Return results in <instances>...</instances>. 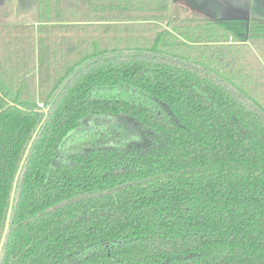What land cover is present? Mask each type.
Returning <instances> with one entry per match:
<instances>
[{
	"label": "trees",
	"instance_id": "obj_1",
	"mask_svg": "<svg viewBox=\"0 0 264 264\" xmlns=\"http://www.w3.org/2000/svg\"><path fill=\"white\" fill-rule=\"evenodd\" d=\"M171 4L0 9V264H264V18Z\"/></svg>",
	"mask_w": 264,
	"mask_h": 264
},
{
	"label": "crops",
	"instance_id": "obj_2",
	"mask_svg": "<svg viewBox=\"0 0 264 264\" xmlns=\"http://www.w3.org/2000/svg\"><path fill=\"white\" fill-rule=\"evenodd\" d=\"M255 0H212L218 6L213 9L215 13H219L220 8L232 10L229 18H219V16L212 15L203 11L199 6L191 5L190 0H173L172 7L175 11L176 7H184L189 11L198 13L201 16L216 18L222 20L233 19H251L256 17L264 18V8H256L254 6ZM6 8L8 10L9 24L11 25H32L36 24V0H0V9Z\"/></svg>",
	"mask_w": 264,
	"mask_h": 264
},
{
	"label": "rangeland",
	"instance_id": "obj_3",
	"mask_svg": "<svg viewBox=\"0 0 264 264\" xmlns=\"http://www.w3.org/2000/svg\"><path fill=\"white\" fill-rule=\"evenodd\" d=\"M173 1V0H171ZM187 1V0H186ZM191 5L196 6L199 5L201 6L207 13L212 14V15H216L219 16V18H229L230 14L233 13L232 10H227L225 8H220L219 13H215V11L213 9H216V7L218 6L217 4H215L214 2H212V0H190ZM254 6L256 8H264V0H255L254 1ZM171 9H173V7L171 6ZM173 10H171L172 12Z\"/></svg>",
	"mask_w": 264,
	"mask_h": 264
},
{
	"label": "water",
	"instance_id": "obj_4",
	"mask_svg": "<svg viewBox=\"0 0 264 264\" xmlns=\"http://www.w3.org/2000/svg\"><path fill=\"white\" fill-rule=\"evenodd\" d=\"M71 78V77H70ZM69 78V79H70ZM67 83V81L65 82ZM47 112V110H45V113ZM36 134L34 135L33 139L35 138ZM32 139V141H33ZM32 141L30 142L29 146H28V150L32 144ZM28 150L25 154V156L23 157L22 159V162L20 164V167H19V170L15 176V179H14V183H13V188H12V193H11V203H10V207H9V210H8V214H7V220H6V225H5V229H4V233H3V236H2V239L0 241V254H1V251H2V247L4 245V241H5V236H6V232L8 231V227H9V219H10V214H11V207H12V201H13V197H14V192H15V189H16V185H17V181H18V177H19V174H20V171H21V168L25 162V159H26V155L28 153Z\"/></svg>",
	"mask_w": 264,
	"mask_h": 264
}]
</instances>
